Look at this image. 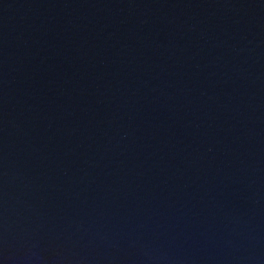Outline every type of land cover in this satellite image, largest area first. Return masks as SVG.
<instances>
[{"label": "water", "instance_id": "95a60500", "mask_svg": "<svg viewBox=\"0 0 264 264\" xmlns=\"http://www.w3.org/2000/svg\"><path fill=\"white\" fill-rule=\"evenodd\" d=\"M0 264H264V0H0Z\"/></svg>", "mask_w": 264, "mask_h": 264}]
</instances>
